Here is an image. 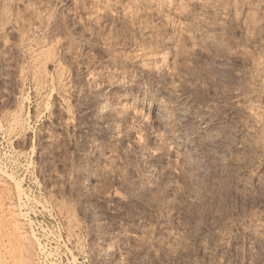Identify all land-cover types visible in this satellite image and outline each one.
<instances>
[{
  "label": "rangeland",
  "instance_id": "1",
  "mask_svg": "<svg viewBox=\"0 0 264 264\" xmlns=\"http://www.w3.org/2000/svg\"><path fill=\"white\" fill-rule=\"evenodd\" d=\"M0 264H264V0H0Z\"/></svg>",
  "mask_w": 264,
  "mask_h": 264
},
{
  "label": "bare ground",
  "instance_id": "2",
  "mask_svg": "<svg viewBox=\"0 0 264 264\" xmlns=\"http://www.w3.org/2000/svg\"><path fill=\"white\" fill-rule=\"evenodd\" d=\"M20 188V187H19ZM21 212V211H20ZM21 217V216H20Z\"/></svg>",
  "mask_w": 264,
  "mask_h": 264
}]
</instances>
